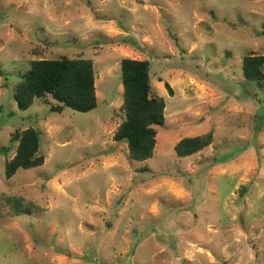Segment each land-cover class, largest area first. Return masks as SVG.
Here are the masks:
<instances>
[{"label": "rangeland", "instance_id": "obj_1", "mask_svg": "<svg viewBox=\"0 0 264 264\" xmlns=\"http://www.w3.org/2000/svg\"><path fill=\"white\" fill-rule=\"evenodd\" d=\"M248 53L264 55V0H0V264H264V81L244 77ZM61 56L92 60L96 108L20 110V75ZM122 58L147 59L165 101L143 162L114 140ZM28 127L44 163L8 178Z\"/></svg>", "mask_w": 264, "mask_h": 264}, {"label": "trees", "instance_id": "obj_2", "mask_svg": "<svg viewBox=\"0 0 264 264\" xmlns=\"http://www.w3.org/2000/svg\"><path fill=\"white\" fill-rule=\"evenodd\" d=\"M241 63L247 80L264 81L263 54H245ZM120 74L123 117L114 140L126 142L129 158L143 162L154 155L158 128L164 124L165 101L152 88L147 59L122 58ZM165 86L172 94L169 84L165 83ZM14 99L20 110L31 106L34 99H44L52 112H62L65 107L79 112L91 111L97 106L93 62L81 56L34 59L30 68L20 75ZM11 141L17 142V146L14 155L5 160L6 177L14 176L18 169H30L44 163L39 132L35 128L15 131ZM212 141L211 133L184 137L175 144L174 154L191 156Z\"/></svg>", "mask_w": 264, "mask_h": 264}]
</instances>
